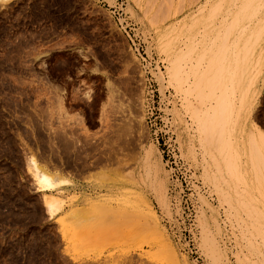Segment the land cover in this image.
Listing matches in <instances>:
<instances>
[{"label": "rangeland", "instance_id": "obj_1", "mask_svg": "<svg viewBox=\"0 0 264 264\" xmlns=\"http://www.w3.org/2000/svg\"><path fill=\"white\" fill-rule=\"evenodd\" d=\"M245 1L0 0V264H264V0L223 31ZM211 13L230 40L221 87L200 53L171 81L164 44L206 39L190 28ZM220 88L225 138L198 123Z\"/></svg>", "mask_w": 264, "mask_h": 264}, {"label": "bare ground", "instance_id": "obj_2", "mask_svg": "<svg viewBox=\"0 0 264 264\" xmlns=\"http://www.w3.org/2000/svg\"><path fill=\"white\" fill-rule=\"evenodd\" d=\"M243 1H245V0H243ZM247 1V0H246ZM245 1V2H246ZM253 1V0H252ZM255 1H257V0H255ZM245 2H243L242 3V5L240 6V7H242V8H240L239 7V10H237L235 13H233L234 14V18H231L232 20V22L230 21V25H228L227 27L225 26V28H228L229 26V28L226 30V29H224L223 31H225V32H227L228 30H230V31H232V30H234L235 28L237 29V26L238 25H240V22L242 21V19H244V18H246L248 15H249V13H253V10H254V8H257L255 5V7L253 8V10H251L250 11V9H249V11H247V9H248V7L250 6V4L252 3L253 4V2H249V3H247V4H245ZM257 3V2H256ZM241 4V3H240ZM248 5V6H247ZM252 6V5H251ZM258 6V5H257ZM253 7V6H252ZM252 7H251V9H252ZM170 8V7H169ZM217 10V9H216ZM162 11V10H161ZM215 11V10H214ZM256 12V11H255ZM254 12V13H255ZM214 13V12H213ZM209 14V13H208ZM207 14V15H208ZM248 14V15H247ZM200 16V15H199ZM198 16V18L196 17L195 18V21H194V23H193V25L191 26V28H190V31H192V27H194L195 26V24L197 23V22H203L204 24H205V28H207V31L206 32H208L209 31V33H208V37L210 36L209 34H211L212 32H214L215 33V35H214V37H213V39H208V37H205L206 35L205 34H203L204 35V38H206V39H199V38H197V35H196V33L197 32H199V30L196 32V33H194L193 31H192V36H191V39L189 40L190 42L188 43V42H184L183 44H185L186 45V47H179V48H177V49H175V51L173 50V48L169 45V47H168V45H167V43L169 44L170 42H171V40H169V42H167V43H163L164 45H165V47L167 48V52H172V55H173V57H172V60H170L171 61V66L169 67L170 68V77H171V81H179V82H182L183 80H185V79H187V78H189V75L191 74V75H193L194 76V74H196V68H194L193 67V64H192V62H191V60L192 59H190L192 56H193V54L194 53H197V54H199L200 56V59H199V57H198V59L200 60V61H203L204 59L206 60L207 58V68H206V70L204 71V72H206V73H204L203 75H206L207 74V77L208 78H206V76H203V77H198L197 78V84L195 85L196 87H198L199 86V84H201V81H203L202 80V78H206V80H208L207 81V83H209V87H211V86H214V85H212L213 83H216V84H220V79L219 78H221L222 77V75L224 74V72L223 71H225L224 70V64H226V62H228L229 60H227L226 61V55L228 54L227 52H228V49H229V41H228V36H226V35H222V33H224V32H222L221 31V29H223L222 27H220V29H218L217 28V30H220V31H217L216 29H214V26H213V29L211 28V30H208V25L210 24V23H212V18H213V14L211 13L210 15H208V16H202V17H199ZM252 16V15H251ZM250 16V17H251ZM192 17H195V16H192ZM234 19V20H233ZM247 19H248V17H247ZM244 21H246V19H244L243 20V22ZM242 22V23H243ZM262 22V21H261ZM207 23V24H206ZM239 23V24H238ZM198 24V23H197ZM238 24V25H237ZM206 25H207V27H206ZM221 25V24H220ZM225 25V24H224ZM232 25V26H231ZM237 25V26H236ZM242 25H244V24H242ZM241 25V26H242ZM235 28H234V27ZM197 27V26H196ZM239 27V26H238ZM175 28H177V27H175ZM174 28V29H175ZM180 28V27H179ZM180 30H181V28H180ZM195 30V29H194ZM260 30V29H259ZM258 30V31H259ZM168 31H171V30H168ZM189 31V30H188ZM205 31V30H204ZM171 32H173V31H171ZM179 32V31H178ZM177 32V33H178ZM203 33V32H202ZM169 34H170V32H169ZM191 34V33H190ZM189 34V35H190ZM227 34V33H226ZM212 35V34H211ZM177 36V35H176ZM184 36V35H183ZM234 36V35H233ZM243 36H245V35H243ZM161 37V36H160ZM165 37V36H164ZM166 37H168V36H166ZM186 37V39L189 37H187V36H185ZM247 37H250V39H248L247 38V41L246 42H249V41H251L252 39H251V34L248 36L247 35ZM252 37H253V35H252ZM255 37H257V35H255ZM163 38V37H162ZM173 38V37H172ZM171 38V39H172ZM212 38V37H211ZM240 38V37H239ZM239 38H237V39H239ZM245 38V37H244ZM244 38L242 39L243 41H241V38H240V41L241 42H243L242 44H243V46L241 45V48L244 50V52L240 55V58H239V52H240V45H239V42L240 41H238V43H235V44H237V45H239L238 47L239 48H237V50L236 51H238V49H239V51L237 52V53H235V56H236V54H237V61L239 60V62H237L236 61V65L237 66H239V64L238 63H241L240 62V59L242 58V60L244 61L245 60V62H246V59L247 58H245L246 56V50H248V52L250 51V50H252V43L250 42V45H248V47L247 48H244L245 46H246V44L244 43ZM258 38V37H257ZM161 39V38H160ZM174 39V38H173ZM175 39H177V38H175ZM174 39V40H175ZM232 40H234L233 38H232ZM255 39H253V41H254ZM256 41V40H255ZM254 41V42H255ZM174 43H175V41H173ZM177 43V42H176ZM200 44H202V45H200ZM255 44H256V42H255ZM179 45V44H178ZM199 45L200 46H202V48L199 50L198 49V47H199ZM175 46V45H174ZM232 46V45H231ZM236 46V45H235ZM255 46V45H254ZM257 46V45H256ZM237 47V46H236ZM162 48V47H161ZM165 48V49H166ZM172 48V49H171ZM164 48H163V51L165 50ZM233 49V48H232ZM242 49H241V51H242ZM250 49V50H249ZM231 50V49H230ZM162 51V50H161ZM202 51V52H201ZM230 52V51H229ZM248 54V53H247ZM209 55V56H208ZM234 55V54H233ZM249 55V54H248ZM203 56H205V57H203ZM242 56H245L244 58L242 57ZM207 57V58H206ZM228 58L230 57H233V56H230V55H228L227 56ZM248 57V56H247ZM233 58H231V60H232ZM187 60H190V61H187ZM193 60H195V59H193ZM170 61H169V63H170ZM183 62V63H182ZM186 62H189V63H186ZM191 63V64H190ZM230 64H232L231 63V61L229 62ZM243 64H244V62H242ZM228 64V63H227ZM234 64H235V62H234ZM243 64H240V66H242ZM195 65V64H194ZM203 65V64H202ZM229 65V64H228ZM197 66H198V64H197ZM227 66V65H226ZM231 66H233V65H231ZM231 66H228V68L230 67V68H234V70H235V66H233V67H231ZM237 66H236V68H237ZM238 67V68H240V69H242L241 67ZM206 67V66H205ZM204 69V68H203ZM196 70V71H195ZM223 70V71H222ZM238 70V69H237ZM221 72L223 73V74H221ZM225 74H226V72H225ZM230 74V73H229ZM233 74V73H232ZM236 74V73H235ZM235 74H234V76H235ZM239 74V73H238ZM237 74V75H238ZM220 75H221V77H220ZM226 76V75H225ZM228 78V77H227ZM232 78H233V76H232ZM216 79V80H215ZM231 79V78H230ZM236 79V78H235ZM188 80V79H187ZM205 80V79H204ZM219 80V81H218ZM221 80H223V78L221 79ZM228 80H229V78H228ZM239 80H240V78H239ZM186 81V80H185ZM227 81V80H226ZM179 82H178V84H179ZM176 83V82H175ZM205 82H203V84H204ZM223 83V82H222ZM178 84H176V85H178ZM218 84V85H219ZM207 85V84H206ZM221 85V84H220ZM219 85V86H220ZM199 87H201V85L199 86ZM198 87V88H199ZM208 87V88H209ZM221 87V86H220ZM195 88V87H194ZM204 88H206L205 86H204ZM214 88V87H213ZM213 88L211 89V88H209L210 90H212L213 91ZM219 88V87H218ZM192 89V91H193V88H191ZM195 89H197V88H195ZM202 89V88H201ZM201 89H199L198 91L201 93ZM207 89V88H206ZM234 89V88H233ZM247 89V88H246ZM205 90V89H204ZM203 90V91H204ZM216 90H218V89H216V87H215V91ZM223 90H225V87H223ZM222 90H221V88H220V93H222L221 92ZM229 91V90H228ZM198 92V93H199ZM225 92V91H224ZM227 92V91H226ZM234 92V91H233ZM206 93V92H205ZM213 93V92H212ZM216 93V92H215ZM215 93H213V95H216ZM220 93H217V95L219 96V97H221L222 95V98H219L218 96H216V97H213L214 99H215V103L214 104H212L211 103V101H210V103L212 104H210L211 106H210V108L209 107H207L208 109H207V113H205V117H203V118H201L200 120H198V123H199V121H200V128L201 129H199V130H203L205 133H207V135L208 134H211L210 136H213V134H214V137H216L215 136V134H217L218 132H220L219 134H221L220 135V137L222 136H225V134L227 135V133L226 132H228V135H229V132L231 133V130L230 131H228L229 129H227L228 127V125H229V120H230V116L233 114V112H230V110H229V106H228V104H227V106H226V103L227 102H229L230 103V101L229 100H231V99H227L226 98V95H224V93H222V95H220ZM209 94V93H208ZM207 94V95H208ZM211 94V93H210ZM250 94V93H249ZM202 95H204L203 97H205V94L203 93ZM201 95V96H202ZM207 97V96H206ZM205 97V98H206ZM208 97H209V95H208ZM227 97H229V95L227 96ZM209 98H211V97H209ZM201 99V98H200ZM226 99L228 100L227 102H225L226 101ZM205 100V99H204ZM233 100V99H232ZM201 102V101H200ZM202 102H204L203 101V99H202ZM209 102V101H208ZM195 104V103H194ZM197 104H199V106H200V103L199 102H197ZM196 104V105H197ZM206 104V103H205ZM232 104V103H231ZM195 106V105H194ZM201 106H202V104H201ZM205 106V105H204ZM197 107V106H196ZM234 107V106H233ZM233 107H231V108H233ZM230 108V109H231ZM194 109H198V108H194ZM234 109V108H233ZM239 109V108H238ZM192 111V110H191ZM196 111V110H195ZM199 111V110H198ZM203 111V110H202ZM205 111V110H204ZM232 113V114H230V113ZM238 112V111H237ZM194 115V114H193ZM197 116H198V112H197ZM233 116V115H232ZM240 117V116H239ZM198 118V117H197ZM236 118V117H235ZM197 120V119H196ZM232 120H233V118H232ZM234 121V120H233ZM258 130V129H257ZM218 131V132H217ZM233 131V130H232ZM252 131V130H251ZM217 132V133H216ZM263 132V131H262ZM260 130H258V133H260V137H261V139H262V141L264 142V132L262 133ZM204 133V134H205ZM253 133V132H252ZM218 134V135H219ZM257 135V134H256ZM205 137H208V136H206V134L204 135ZM230 136V135H229ZM259 136V135H258ZM258 136H257V139L253 136V138L255 139V140H258ZM213 137V138H214ZM213 138H211L210 137V139H213ZM217 138V137H216ZM223 138H225V137H223ZM252 138V137H251ZM253 138H252V140H253ZM207 139V138H206ZM226 139H228V137H226ZM221 140H223V139H221ZM207 140H205V142H206ZM214 141H216L215 139L211 142V143H214ZM224 141V140H223ZM223 141H220V143L221 142H223ZM259 141H261V140H259ZM261 141V142H262ZM209 142H210V140H209ZM253 142V141H252ZM254 142H256V141H254ZM258 142V141H257ZM263 142H262V145H264L263 144ZM224 144L226 143V141H224L223 142ZM223 143H221V145H219L220 147L219 148H221V146H222V144ZM210 144V143H209ZM215 144V143H214ZM217 144H218V142H217ZM224 144H223V146H224ZM258 144H259V142H258ZM258 144L257 143H255V145H257L258 146ZM226 145L228 146V144L226 143ZM261 145V146H262ZM218 146V145H217ZM230 146V145H229ZM228 146V147H229ZM256 146V147H257ZM224 147H226V146H224ZM259 147V146H258ZM264 147V146H263ZM222 149V148H221ZM224 149V148H223ZM230 148H228V150H229ZM255 149V147L253 148V150ZM260 149H261V147H260ZM257 150V153H258V156H256V152L254 153L255 155H253V153H249V154H251L252 156H250V157H253L254 156V159H255V161L257 160V162H256V164H258V163H260L261 164V158H258V157H261V156H263V155H261V152L258 150V149H256ZM259 151V152H258ZM227 153H228V156H229V152L227 151ZM224 154V153H223ZM262 154H264V153H262ZM225 155L227 156V154L225 153ZM260 155V156H259ZM223 157V156H222ZM234 157V156H233ZM225 158V157H224ZM228 158L229 157H226V163H227V161H229L228 160ZM223 159V158H222ZM250 159H252V158H250ZM260 159V160H259ZM225 160V159H224ZM255 161H254V164H255ZM258 161H260V162H258ZM31 162H32V166L31 167H34V170H35V175H36V178H37V181L41 184V186L45 189V190H49V191H54V189H55V186H56V183H55V178H54V176L52 175V174H50L46 169H43L42 167V169L39 167V165H37V161H35L33 158L31 159ZM225 162H223V163H225ZM231 162V161H230ZM250 162V161H249ZM251 162H252V160H251ZM233 163H235V162H233ZM30 164V163H29ZM230 163H228V165H229ZM253 164V165H254ZM223 165H225V164H223ZM228 165H227V169H228ZM233 165H235V164H233ZM260 166V165H259ZM30 167V166H29ZM230 167V166H229ZM255 167V166H254ZM230 169V168H229ZM234 170H236V169H234ZM238 170V169H237ZM239 171V170H238ZM261 171V170H260ZM238 175H239V173H238ZM56 177V176H55ZM237 177V176H236ZM59 178V177H58ZM243 178V177H242ZM58 199V198H57ZM55 197H53L52 195H47V197H45V200H44V203H45V205H46V209L48 210V211H50L51 213H54V211L55 210H57V208H58V206H59V202H58V200H57ZM84 201H81V203H83ZM81 210V209H80ZM76 213V212H75ZM80 216V215H79ZM148 225V224H147Z\"/></svg>", "mask_w": 264, "mask_h": 264}]
</instances>
